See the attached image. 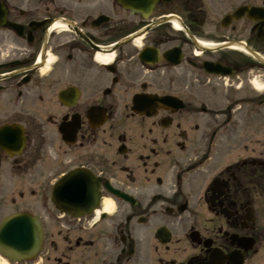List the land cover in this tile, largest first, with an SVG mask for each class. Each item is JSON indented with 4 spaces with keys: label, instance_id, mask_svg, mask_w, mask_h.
Returning a JSON list of instances; mask_svg holds the SVG:
<instances>
[{
    "label": "flooded vegetation",
    "instance_id": "obj_1",
    "mask_svg": "<svg viewBox=\"0 0 264 264\" xmlns=\"http://www.w3.org/2000/svg\"><path fill=\"white\" fill-rule=\"evenodd\" d=\"M254 84L264 0H0V264H264Z\"/></svg>",
    "mask_w": 264,
    "mask_h": 264
},
{
    "label": "water",
    "instance_id": "obj_2",
    "mask_svg": "<svg viewBox=\"0 0 264 264\" xmlns=\"http://www.w3.org/2000/svg\"><path fill=\"white\" fill-rule=\"evenodd\" d=\"M72 178L69 176L64 178L63 183L58 184V188L64 187ZM41 239L40 224L30 215L13 214L0 224V251L12 260L34 256L40 249Z\"/></svg>",
    "mask_w": 264,
    "mask_h": 264
},
{
    "label": "bare ground",
    "instance_id": "obj_3",
    "mask_svg": "<svg viewBox=\"0 0 264 264\" xmlns=\"http://www.w3.org/2000/svg\"><path fill=\"white\" fill-rule=\"evenodd\" d=\"M257 89L261 90L259 87H257Z\"/></svg>",
    "mask_w": 264,
    "mask_h": 264
}]
</instances>
